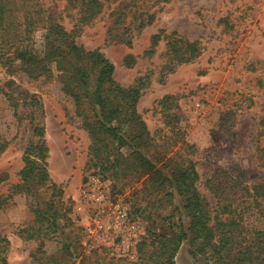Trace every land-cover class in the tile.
Instances as JSON below:
<instances>
[{"label": "rangeland", "instance_id": "374dc122", "mask_svg": "<svg viewBox=\"0 0 264 264\" xmlns=\"http://www.w3.org/2000/svg\"><path fill=\"white\" fill-rule=\"evenodd\" d=\"M19 1L33 18L24 44L46 47L44 25L55 21L74 30L86 51L105 56L119 86L138 89L136 111L160 147L157 155L163 162L174 155L193 160L196 186L210 209L216 197L239 210L249 205L242 187L264 181V0H118L83 26V11L67 0ZM173 32L198 42L191 61H169L163 36ZM159 33L162 39L152 47L151 37ZM18 64L0 65V137L7 142L0 196H10L0 210V264H35L32 256L45 264H156L148 259L151 233L189 226L181 199H168L172 189L147 175L103 177L94 167L99 152L91 150L58 65L52 64L51 77L30 78ZM168 96L171 102L164 103ZM84 111L90 115L86 106ZM41 129L44 135L35 136ZM30 141L43 144L49 178L32 186L34 196L11 195ZM246 221L263 223L254 212ZM193 251L184 241L174 264H210Z\"/></svg>", "mask_w": 264, "mask_h": 264}, {"label": "trees", "instance_id": "16d2710c", "mask_svg": "<svg viewBox=\"0 0 264 264\" xmlns=\"http://www.w3.org/2000/svg\"><path fill=\"white\" fill-rule=\"evenodd\" d=\"M67 1L69 5L83 11L79 19L83 26L99 16L104 4L118 0ZM19 2L0 0V65L9 69L14 61H18L16 67L23 73L30 78H39L44 75L51 77L52 64L56 63L63 79V89L73 99L75 115L89 133L91 150L96 156L99 154L94 165L99 173L116 180L129 175H147L149 179L153 178L160 185L167 184L172 189L168 199H181L183 209L190 217L188 228L186 231H172L169 235L151 233V255L148 259L155 260L156 264H174L181 244L187 240L194 246L193 254L208 256L210 264H264V181L252 188L242 187L239 181L234 182L242 187L244 195L249 199L247 207L239 210L225 199L216 197V207L210 209L209 203L196 186L199 176L193 160L174 155L163 162L157 155L160 147L136 111L138 89L119 86L113 79L114 66L105 56L97 50L86 51L75 42L74 30L67 31L55 21L44 25L46 36H50L45 43L46 47L44 45L43 49L38 50L24 44L31 39L33 18L28 12L22 13ZM120 7L117 6L113 13ZM121 16L116 23L121 20ZM143 25L144 22H140L139 27ZM125 30L127 28L124 27ZM161 39L160 33L153 35L152 47ZM163 39L166 41L169 61L186 63L198 55V42H190L174 32L164 35ZM120 41L127 45L131 43L122 38ZM63 63L68 65L67 69L62 66ZM91 78L95 81L93 86L89 84ZM171 99V96L166 97L164 100L168 101L164 103H169ZM85 106L89 108L91 119L84 111ZM173 120L176 123V119ZM43 135L42 129L35 130V136L41 138ZM187 146V149H193V153V146ZM6 147L7 142L0 137V155ZM124 147L129 151L126 157L121 153ZM152 149L155 152L149 156V150ZM162 153L163 157L167 155L165 151ZM45 157L43 144L39 145L38 141L36 144L31 141L28 143L20 182L13 186L11 195L24 193L34 196L32 186L49 178ZM126 160L129 163L124 168L122 162ZM8 198L10 196H0V210ZM250 212H254L263 223L253 225L247 222L246 217ZM141 245L142 250L144 242ZM32 257L33 263L45 264L38 262L36 256Z\"/></svg>", "mask_w": 264, "mask_h": 264}, {"label": "built area", "instance_id": "2783aa9c", "mask_svg": "<svg viewBox=\"0 0 264 264\" xmlns=\"http://www.w3.org/2000/svg\"><path fill=\"white\" fill-rule=\"evenodd\" d=\"M124 216V215H123Z\"/></svg>", "mask_w": 264, "mask_h": 264}]
</instances>
